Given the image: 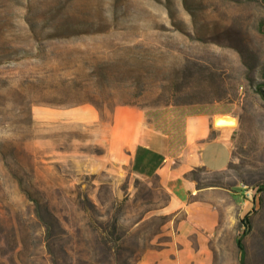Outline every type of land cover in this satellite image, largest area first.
<instances>
[{"label": "rangeland", "instance_id": "obj_1", "mask_svg": "<svg viewBox=\"0 0 264 264\" xmlns=\"http://www.w3.org/2000/svg\"><path fill=\"white\" fill-rule=\"evenodd\" d=\"M125 105L236 119L227 169L188 180L250 191L214 264H241L240 235L264 264V0H0V264H144L172 241L161 180L111 153Z\"/></svg>", "mask_w": 264, "mask_h": 264}, {"label": "crops", "instance_id": "obj_2", "mask_svg": "<svg viewBox=\"0 0 264 264\" xmlns=\"http://www.w3.org/2000/svg\"><path fill=\"white\" fill-rule=\"evenodd\" d=\"M219 117L230 118L199 105L151 112L132 105L115 109L111 153L137 176L158 177L171 195L168 212L182 216L172 241L149 251L144 264H214L212 245L226 214L224 202L232 200L241 214L249 208L241 189L240 193L217 187L197 190L186 178L195 168L217 173L231 163L236 128L216 125Z\"/></svg>", "mask_w": 264, "mask_h": 264}, {"label": "trees", "instance_id": "obj_3", "mask_svg": "<svg viewBox=\"0 0 264 264\" xmlns=\"http://www.w3.org/2000/svg\"><path fill=\"white\" fill-rule=\"evenodd\" d=\"M204 169V168H203ZM206 170V169H204ZM191 174L188 173L186 174V178L188 179L189 178V175ZM247 219L248 217H246L243 221V225L245 226L246 222H247ZM236 243H237V246H238V249L240 251V254H241V264H247L246 262V256H247V251H246V247H245V243H244V235H240L237 237L236 239ZM107 259V258H106ZM104 259L105 261H100L101 264H112V262L110 260H106ZM126 264H138L137 261L135 263H129V262H126Z\"/></svg>", "mask_w": 264, "mask_h": 264}, {"label": "bare ground", "instance_id": "obj_4", "mask_svg": "<svg viewBox=\"0 0 264 264\" xmlns=\"http://www.w3.org/2000/svg\"><path fill=\"white\" fill-rule=\"evenodd\" d=\"M223 119L230 120V121H232V122L229 123V124H220V125H218V126H230V127H236V126H237V121H236V119H234V118H223Z\"/></svg>", "mask_w": 264, "mask_h": 264}, {"label": "water", "instance_id": "obj_5", "mask_svg": "<svg viewBox=\"0 0 264 264\" xmlns=\"http://www.w3.org/2000/svg\"><path fill=\"white\" fill-rule=\"evenodd\" d=\"M232 121L230 120H226V119H223V117H219L215 120V124L216 125H220V124H229L231 123Z\"/></svg>", "mask_w": 264, "mask_h": 264}, {"label": "built area", "instance_id": "obj_6", "mask_svg": "<svg viewBox=\"0 0 264 264\" xmlns=\"http://www.w3.org/2000/svg\"><path fill=\"white\" fill-rule=\"evenodd\" d=\"M243 194H244L245 197H250V196H251L250 191H248V190L246 189V187H245V189H244V191H243Z\"/></svg>", "mask_w": 264, "mask_h": 264}]
</instances>
